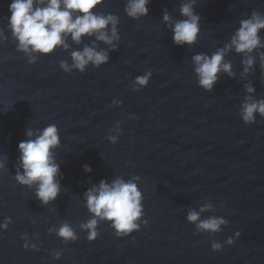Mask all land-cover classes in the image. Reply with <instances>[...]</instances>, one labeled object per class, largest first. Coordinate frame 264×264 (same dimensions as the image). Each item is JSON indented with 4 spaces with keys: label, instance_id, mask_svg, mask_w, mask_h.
Listing matches in <instances>:
<instances>
[{
    "label": "water",
    "instance_id": "obj_1",
    "mask_svg": "<svg viewBox=\"0 0 264 264\" xmlns=\"http://www.w3.org/2000/svg\"><path fill=\"white\" fill-rule=\"evenodd\" d=\"M185 2L150 0L147 16L133 20L124 12L127 0H102L96 14L118 17L115 50L94 35L77 44L69 34L67 49L39 55L17 50L7 27L11 0H0V160L7 157L0 170V222L11 218L0 230V264H264V118L257 113L254 123L241 120L246 85L255 89L253 100H264V48L251 53L255 63L246 74L241 61L247 54L226 52L233 76L220 72L211 91L198 86L192 60L224 48L241 19L253 10L264 13V0H196L197 41L177 46L162 10L181 19ZM259 35L264 42V29ZM93 45L107 50L108 62L89 63L84 73L72 68L71 53ZM147 71V86L133 91L134 78ZM49 124L59 130L55 159L62 179L56 200L42 207L34 189L13 176L26 129ZM109 135L118 136L115 144ZM85 164L91 172L83 171ZM118 177L137 183L147 224L117 238L101 220L89 242L81 228L92 218L84 192ZM190 211L199 213L197 222L187 221ZM210 217L228 223L215 234L198 230ZM64 223L76 241L56 237ZM25 233L39 251L24 248ZM229 237L232 245L224 243ZM212 240L221 251L211 250ZM53 250L61 253L58 260Z\"/></svg>",
    "mask_w": 264,
    "mask_h": 264
},
{
    "label": "clouds",
    "instance_id": "obj_2",
    "mask_svg": "<svg viewBox=\"0 0 264 264\" xmlns=\"http://www.w3.org/2000/svg\"><path fill=\"white\" fill-rule=\"evenodd\" d=\"M102 3V0H11L7 17V27L13 38L17 41V50L26 54L48 55L57 46L68 48L66 38L71 34V39L79 44L85 35L95 36L96 40L110 45V50L117 47L115 41H119L118 17L114 14H96L94 9ZM150 0H127L124 6L125 14L137 20L147 16ZM196 0H187L179 7L181 19L173 20L166 9L162 10L161 20L166 26L170 24L172 41L177 46H191L200 33V15L195 11ZM110 26V27H109ZM264 29V13L253 10L248 18L241 19L238 28L230 37L228 44L222 49H217L211 56L206 54H195L192 57L195 65L194 72L198 79V86L205 91H211L218 80L220 72L227 73L230 77L231 63L224 62L226 52L234 50L237 54H247L242 59L244 73L246 74L255 63L251 53L257 48H264L259 35ZM73 60L72 68L84 73L85 67L91 63L94 68L108 62L107 50L97 51L95 45L85 46L82 51L71 53ZM261 68L264 69V53L259 54ZM36 61L35 55H30L28 63ZM60 67L64 72L70 70L65 62ZM151 71L145 72L134 78L133 91L147 86L151 77ZM249 95L245 96V102L241 106V120L245 124L255 122L256 115L264 118V100L255 101L251 97L254 87L245 86ZM121 103V101H120ZM120 122L117 124L119 128ZM26 139L19 142L15 167L14 180L21 186L34 189L33 195L39 201L40 206L47 207L56 200L60 194L62 179L60 165L55 159V149L60 146L59 130L55 124H49L43 129L25 131ZM110 143L115 144L118 136L109 135ZM5 160H0V170L5 169ZM85 173L91 172V167L82 165ZM138 179V177L136 178ZM86 207L92 218L81 225L87 231L86 239L91 242L98 236L97 227L101 220L110 222L117 238L126 237L130 233L139 230L141 224H147L143 219L144 211L142 204V193L137 183L133 180L124 181L116 178L110 184L101 179L98 185L84 192ZM205 209L202 208L201 211ZM99 218V219H98ZM188 222L195 223L199 220V213L190 211L186 217ZM11 223V218L5 217L0 222V230H6ZM224 218L210 217L196 224L198 230H207L213 234L221 231V225H227ZM52 231L51 229L49 230ZM55 235L63 243L76 241L78 235L67 223L55 229ZM236 232L234 236H239ZM24 248L39 251L35 244L29 242L28 234L21 236ZM227 245L234 243V237L224 241ZM210 248L213 252L222 250L220 242L211 241ZM54 253V254H53ZM53 259L58 260L61 253L53 250L50 253Z\"/></svg>",
    "mask_w": 264,
    "mask_h": 264
}]
</instances>
